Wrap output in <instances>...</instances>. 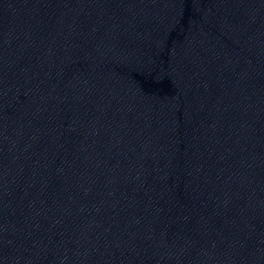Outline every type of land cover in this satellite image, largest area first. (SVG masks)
Masks as SVG:
<instances>
[{"label":"water","instance_id":"95a60500","mask_svg":"<svg viewBox=\"0 0 264 264\" xmlns=\"http://www.w3.org/2000/svg\"><path fill=\"white\" fill-rule=\"evenodd\" d=\"M0 264H264V0H0Z\"/></svg>","mask_w":264,"mask_h":264}]
</instances>
